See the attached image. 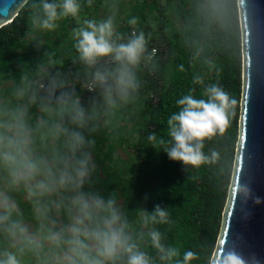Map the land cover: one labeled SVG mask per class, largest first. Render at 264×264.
I'll use <instances>...</instances> for the list:
<instances>
[{"label": "clouds", "instance_id": "clouds-1", "mask_svg": "<svg viewBox=\"0 0 264 264\" xmlns=\"http://www.w3.org/2000/svg\"><path fill=\"white\" fill-rule=\"evenodd\" d=\"M94 5L95 0H26L37 52L46 44L37 33H55L69 18L74 23L67 64L64 54L45 51L34 66L18 62L17 76L0 73V264H193L201 252L182 250L169 242V228L161 230L174 223L169 208L130 211L118 188L105 195L98 187L96 136L136 102L141 69L154 72L158 65L156 50L148 48L151 33L138 27V16L127 18L130 31L124 32L117 0H105V15L89 16L85 9ZM14 6L15 0H4L0 17ZM190 6L182 33L189 64L211 72L207 39L230 30L232 0H193ZM178 70L186 71L183 64ZM191 85L175 101L166 134L147 135L148 145L185 170L221 160L215 149L205 153V141L224 135L238 108L234 95L219 82L206 83L201 72L192 73ZM195 86H202L199 96ZM84 91L91 94L86 99ZM237 171L242 173L241 162ZM229 188L233 202L251 196L239 176L229 180ZM220 244L209 247L205 264H259Z\"/></svg>", "mask_w": 264, "mask_h": 264}, {"label": "trees", "instance_id": "trees-1", "mask_svg": "<svg viewBox=\"0 0 264 264\" xmlns=\"http://www.w3.org/2000/svg\"><path fill=\"white\" fill-rule=\"evenodd\" d=\"M133 1L135 3L130 13L120 19L121 31H130L126 22L130 15L138 16V27L146 34L151 33L148 48L150 49L151 42H156L157 46L162 45L163 48L155 55V63L158 65L156 71L141 69L139 76L142 85L136 102L122 108L110 127L102 128L96 136V161L108 157L111 162L109 169L104 164L99 166L104 173V177L100 179L101 190L107 195L118 188L121 200L127 202L130 211L137 207L152 211L156 204L169 208L174 223L171 226H161V230L169 228V242L179 244L182 250L201 252L202 259L193 261V264H205L207 251L217 237L237 137L241 47L236 0H232L231 28L228 33H213L207 39L204 54L215 64L211 72H207L199 63L195 68L189 64L191 53L185 47L182 33L192 14L190 5L193 0ZM150 11L155 20L154 26L147 16ZM29 16L25 1L14 17L0 26V73L17 76L18 62L34 66L45 51L55 52L57 56L64 54L65 63L69 62L67 53L70 44L65 39L74 22L69 18L62 22L61 29L55 33L43 36L38 33L46 44L44 49L37 52L33 46ZM181 64L184 65L185 72L178 70ZM194 71L205 74L206 83L219 82L237 98L238 108L236 117L224 135L205 141V153L215 149L221 154V160L215 165L185 170L182 163L170 160L162 149L148 145L147 135L149 132L166 134V120L171 113L177 111L175 101L193 87L191 76ZM195 87L199 96L202 86ZM89 95L91 94L86 91L81 92L82 99ZM119 146L134 151L135 158L131 165L119 168L121 161L110 157L109 153ZM102 152L104 154L100 156ZM124 170L133 177H127Z\"/></svg>", "mask_w": 264, "mask_h": 264}, {"label": "water", "instance_id": "water-1", "mask_svg": "<svg viewBox=\"0 0 264 264\" xmlns=\"http://www.w3.org/2000/svg\"><path fill=\"white\" fill-rule=\"evenodd\" d=\"M26 0H15L13 12L0 17L9 22ZM4 0H0L3 5ZM241 47V87L235 153L230 179L247 184L251 196L233 202L230 188L221 212L216 247L224 241L246 258L264 264V0H236ZM243 138V143H242ZM242 160V161H241ZM242 163V173L237 171ZM261 203L256 204L255 199Z\"/></svg>", "mask_w": 264, "mask_h": 264}, {"label": "rangeland", "instance_id": "rangeland-1", "mask_svg": "<svg viewBox=\"0 0 264 264\" xmlns=\"http://www.w3.org/2000/svg\"><path fill=\"white\" fill-rule=\"evenodd\" d=\"M104 2H105V0L95 1V3H96L95 6L92 9L86 10L87 14L89 16H97V15L107 14V11H108L107 7L102 6V5H104ZM111 2H112V0H108V3H111ZM117 3L119 5V12L117 15V20H118V22H120L121 18H124L127 15V13H130L135 2L133 0H117ZM152 15H153L152 11L147 13L148 18L150 19V23L154 26L155 20L153 19ZM173 17H175V16H173ZM69 32H70V28L68 30V34H69ZM68 34H67V38L65 40H66V43L69 45L70 41L68 39ZM36 35H39V34L37 33ZM41 35L43 36V34H41ZM41 35H39L40 38H42ZM159 47L163 48L162 45H159L158 49H159ZM239 100H240V98H239ZM238 119H239V115H238ZM238 119H237V123H236L237 131H238ZM236 140H237V137H236ZM235 144H236V142H235ZM234 153H235V150H234ZM103 154H104V152H102L99 155L102 156ZM109 155L111 158H118L121 161L119 163V168L125 167L126 164L131 165L134 162V158H135L134 151L127 150L125 146H119V147L115 148L113 150V152L109 153ZM97 164H98V167L100 166V164L101 165L104 164V167L106 169H109L111 166V162L108 160V157H103L101 161L97 162ZM124 173L126 174L127 171L124 170ZM98 176H99V179H102L104 177V173L102 172V168H100V167H99V171H98ZM126 176L129 177L130 179L133 177V175L131 176V173H129V172L126 174ZM98 187H100V189H102L101 185H98Z\"/></svg>", "mask_w": 264, "mask_h": 264}, {"label": "built area", "instance_id": "built-area-1", "mask_svg": "<svg viewBox=\"0 0 264 264\" xmlns=\"http://www.w3.org/2000/svg\"><path fill=\"white\" fill-rule=\"evenodd\" d=\"M152 49H155L157 52V51L161 50V47H159V49H158L156 42H151L149 51H151Z\"/></svg>", "mask_w": 264, "mask_h": 264}]
</instances>
